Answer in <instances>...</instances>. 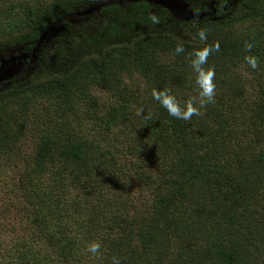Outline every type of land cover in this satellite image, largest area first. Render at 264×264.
Listing matches in <instances>:
<instances>
[{"label": "trees", "instance_id": "16d2710c", "mask_svg": "<svg viewBox=\"0 0 264 264\" xmlns=\"http://www.w3.org/2000/svg\"><path fill=\"white\" fill-rule=\"evenodd\" d=\"M184 1L190 20L152 0H0L3 64L37 56L0 83V168L37 138L22 158L30 227L0 264H264V0ZM217 42L201 107L191 60ZM154 89L200 114L170 116Z\"/></svg>", "mask_w": 264, "mask_h": 264}, {"label": "rangeland", "instance_id": "374dc122", "mask_svg": "<svg viewBox=\"0 0 264 264\" xmlns=\"http://www.w3.org/2000/svg\"><path fill=\"white\" fill-rule=\"evenodd\" d=\"M120 1L125 2V0H120ZM165 1H169L171 4H173L172 0H165ZM174 1L177 2L179 0H174ZM173 10L175 12L173 13V15L176 18L181 17L182 19H185L187 16L186 20L192 19L191 16L187 14L184 15L185 9H181V8L174 9L173 8ZM0 63H1L0 77H3L4 76L3 73L8 72L11 69L8 64L4 65L1 59H0ZM10 64L12 65V62H10ZM3 81L4 80H0V83ZM36 140H37L36 137L31 136L29 139H25V141L20 143L18 146L16 145L15 151H16V154L19 155L18 165L16 163H12L8 168L7 167L0 168V175H2L0 176V181H2L3 183H6L7 185L5 187H7L8 189L13 188L11 200H9L8 203L0 202V243L11 242L15 239H20L24 237L26 235L25 233L28 231V227H30L28 223V217L25 215V209H26V214L29 215L31 214L30 209L32 208L27 207V206L25 208V204L23 203L25 201L23 197V190L31 182L30 181L28 182V178L26 176L25 177L23 176L24 173H22V171L24 168V165H23L24 162L22 161V158L24 157L25 154H30L34 152L33 144L36 142ZM47 182L48 184L53 185V183H51L50 181L47 180ZM70 184H71L70 181L65 182V185L71 188ZM32 185H31V190L33 191L34 187L37 185V181L34 180L32 182ZM44 185L46 186V184ZM53 186L56 187L55 184ZM36 188H38V186H36ZM19 207H21L22 210L18 209ZM6 211L8 212L10 211V213H3ZM5 226H8L6 230H4ZM32 235L41 236L43 238L46 237L43 234H40L36 229L35 231L33 230ZM34 243H33V248L38 249L40 253L42 254L46 255L52 251V249L50 251L51 246H50V243H48V240L35 241ZM5 251H6V247H5ZM6 253L13 254L14 250L11 253V248L10 250L7 249ZM17 253H18V250L16 249L15 256L17 255ZM6 258L8 257L6 256Z\"/></svg>", "mask_w": 264, "mask_h": 264}, {"label": "clouds", "instance_id": "9594fccd", "mask_svg": "<svg viewBox=\"0 0 264 264\" xmlns=\"http://www.w3.org/2000/svg\"><path fill=\"white\" fill-rule=\"evenodd\" d=\"M182 7L183 8H181V9H185L184 6H182ZM151 19H152L153 23L158 22L155 15L152 16ZM198 36L200 37L201 40L207 39L206 31L204 29H201L198 32ZM252 47H253V45L251 43L246 44L247 50L250 51ZM183 51H184L183 46L177 45L175 52L177 54H179ZM213 51H219V43L218 42L213 44V45L207 46L203 49L196 50L193 53L194 58L191 60L192 67L194 65L193 69L197 73L196 83L200 88V97H201L200 106L201 107H203L206 103H210V102L214 101L215 87L216 86L213 82V78H214L215 72L211 68L205 70L203 67V65H205L207 63L209 55ZM23 55H25V53L21 54V56H19L20 58H17L16 56H14L12 58V60L15 61V62H13L15 64V66L14 67L10 66V68H12L14 70L18 66L16 61H21L23 59L25 62L27 59H24L22 57ZM27 55L29 56L28 59H31V63H33L35 61L34 58L35 59L37 58L36 52L32 53L31 55L27 53ZM245 61L250 65V67L252 69H256L258 67L257 59L254 56H246ZM152 96H153L154 100L158 101L160 103V105L167 110V112L170 116H173L177 119L190 120L193 117V115H199L200 114L199 108L195 107L191 101L188 102L184 107H181L180 104L178 103L176 97L174 95L170 94V92L168 90L157 91L154 89L152 92ZM140 112H143V109H141ZM145 118L151 119V114L149 113L148 116H146ZM99 249H100V245L98 243H92L89 246L88 251H90L93 254H96L99 252ZM113 264H119V261L116 260L115 258H113Z\"/></svg>", "mask_w": 264, "mask_h": 264}, {"label": "water", "instance_id": "95a60500", "mask_svg": "<svg viewBox=\"0 0 264 264\" xmlns=\"http://www.w3.org/2000/svg\"><path fill=\"white\" fill-rule=\"evenodd\" d=\"M148 1H151V0H148ZM152 1H154L156 4H158V5H161V6H163V7H165V8H167L169 11H173L174 12V10H173V8L174 9H177V8H183L182 6H184L185 7V11H184V15H189V16H191L192 18H194L195 17V14L192 12V11H190L189 10V6L185 3V1L184 0H179V1H174V0H172V2H173V4H171L169 1H165V0H152ZM185 17V16H184ZM186 18H187V16H186ZM24 59H27V58H29V56L27 55V54H25V55H23L22 56ZM2 60V59H1ZM2 62L3 63H5V61L4 60H2ZM20 68V65L19 66H17L14 70L12 69V68H10L11 70L10 71H8V72H4L3 73V77H0V80H4V79H9V78H12L15 74H18V72H17V70Z\"/></svg>", "mask_w": 264, "mask_h": 264}, {"label": "flooded vegetation", "instance_id": "af4514ba", "mask_svg": "<svg viewBox=\"0 0 264 264\" xmlns=\"http://www.w3.org/2000/svg\"><path fill=\"white\" fill-rule=\"evenodd\" d=\"M189 10L192 11L191 8H189ZM16 51L17 50H14L11 54H14V56H16L17 58H20L19 56H21V55H17ZM19 52H21V51H19Z\"/></svg>", "mask_w": 264, "mask_h": 264}]
</instances>
